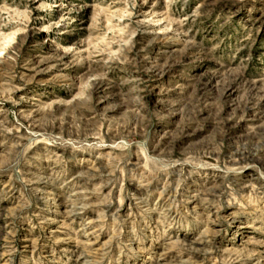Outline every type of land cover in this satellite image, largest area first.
<instances>
[{
	"label": "rangeland",
	"instance_id": "1",
	"mask_svg": "<svg viewBox=\"0 0 264 264\" xmlns=\"http://www.w3.org/2000/svg\"><path fill=\"white\" fill-rule=\"evenodd\" d=\"M0 264H264V0H0Z\"/></svg>",
	"mask_w": 264,
	"mask_h": 264
}]
</instances>
